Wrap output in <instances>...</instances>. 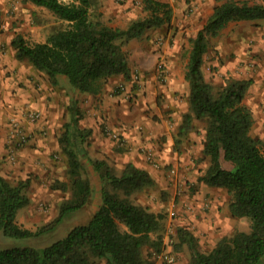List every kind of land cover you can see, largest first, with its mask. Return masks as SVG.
<instances>
[{"label":"trees","instance_id":"trees-1","mask_svg":"<svg viewBox=\"0 0 264 264\" xmlns=\"http://www.w3.org/2000/svg\"><path fill=\"white\" fill-rule=\"evenodd\" d=\"M50 10L64 26L49 33L43 41L29 42L21 34L12 38L15 57L27 60L56 84L65 77L79 92L97 93L112 75L130 76L123 41L141 37L149 28L170 21L167 2L141 0L146 14L125 26H114L101 18L99 0H24ZM264 18V0H225L216 4L211 16L194 37L184 78L188 83V109L182 113L174 138L179 145L193 128V121L204 120L201 149L206 167L197 181L222 187L228 193L232 216H248L250 232L241 230L221 236L208 250H201L198 239L187 227L177 225L169 236L172 250L189 252V264H259L264 257V153L262 142L250 134L252 115L242 103L251 80L227 77L220 87L205 79L202 65L208 35L217 34L229 20ZM77 106V105H76ZM73 108L74 105H73ZM77 108V107H76ZM64 123L59 142L67 159L66 180L55 188L69 192L60 202L57 214L32 229L16 220L19 208L29 203V180L10 182L0 174V234L30 238L54 229L70 212L89 202L92 181L86 176L80 154H86L89 130L78 126L80 111ZM121 151V149H119ZM233 163L224 168L220 155ZM101 185V202L89 220L73 225L63 236L43 246L13 245L0 248V264H153L150 251L164 248V213L154 211L132 198L155 183L145 168L132 162L118 170L104 158H90ZM166 193L162 190V197ZM148 250V251H147Z\"/></svg>","mask_w":264,"mask_h":264},{"label":"crops","instance_id":"crops-1","mask_svg":"<svg viewBox=\"0 0 264 264\" xmlns=\"http://www.w3.org/2000/svg\"><path fill=\"white\" fill-rule=\"evenodd\" d=\"M160 1L169 4L171 18L168 23L163 24L155 32L157 36L165 34L167 40H172L173 47L168 48L166 43L162 47L156 43L153 46L144 44L141 49L130 56L131 59L129 57L131 65L137 63L139 67L144 68L143 70L148 68V63L143 60V55L147 54H151L153 61L161 55L169 64L171 76L165 86L158 85L154 73L147 74L144 72L147 74L143 81L146 95L139 96L136 102L142 103L144 107H146L145 101L152 102V107L158 111L159 120L156 119L153 123L143 115L142 118L133 122V126L129 125L127 129H125L126 124L122 121L119 122L120 125L118 120L111 121L108 127L125 136L124 145H120L115 138L102 133L98 126L100 114L98 115L95 109L89 107L93 100L94 103L100 104L101 100L106 103L107 96L110 97L106 93L115 84L125 82V77L122 74L112 75L107 79V84L104 87L102 85L101 89L94 94L73 89L67 79L62 76L56 84L51 83L44 72L35 69L27 60L17 59L11 43L16 33L21 34L26 40H28V36L34 41H43L46 38L48 34L40 37L41 32L37 27L39 24L35 23L37 18L35 10L37 8L45 9V7L27 1L25 4H17L14 15H7L6 8L9 0H0V174L9 181L13 179L15 182L18 180H29L30 182V180L35 181L37 179L39 181L47 171L53 173L56 168L53 167L55 163L53 155L57 151L59 153L62 151L59 138L64 131V123L66 122L60 123L62 112L66 110L71 116L72 114L75 116L77 114L75 109L78 108V111H82L81 104L84 106V112L80 113L78 126L89 130L84 143L87 155L89 153L90 158L107 159L114 163L118 170H121L126 162H132L136 166L147 169L155 179V183L147 186L145 190L150 189L154 194L159 190L170 192L176 188L175 180L165 176L166 167L176 166L179 170V176L184 179L188 178V175L191 177V186L186 188L182 179L179 178V185H177L179 192L178 215L174 224L187 227L200 240L208 238L211 243H215L216 236L220 238L225 235V228L231 224L234 216L229 212L228 193L224 188L209 186L197 181V176L208 163L207 157L202 155V159L198 158L202 153L204 126H199L193 121L194 126L183 141L179 145L174 143L178 125L181 122L180 112H184L188 107V101H179L178 97L182 90L186 91L188 97L189 87L184 80V71L180 73L176 70L173 50L183 42L180 38L182 35H185L187 40L194 37L211 16L214 6L225 0ZM245 1L252 4L261 0ZM141 7L143 8L142 4L140 9ZM132 10L133 7L126 11L120 8L117 10V14L121 17L127 13L129 17L134 15L137 18L135 15L138 11ZM145 13L144 10L142 14ZM52 15L59 20L53 13ZM102 16L105 17L106 12L102 11ZM29 23H33V25ZM45 24L47 23L42 24V27L46 28ZM207 39V50L202 65L204 75L205 72L208 74L205 76L209 79L218 80L220 77L226 78L232 75L236 78L251 80L242 98V103L251 111L250 134L262 142L261 149L263 150L264 18L229 20L218 30L217 34L208 35ZM153 50H155V54H153ZM176 51L177 49L174 52ZM133 58L136 60L135 62H133ZM206 66L210 67L209 71L206 70ZM62 80L63 84L60 82ZM156 86L171 97L169 103L166 101L160 106L161 108L153 102L157 101V98L153 99V92L151 91L156 89ZM61 100L65 102V105ZM82 100L86 101L85 104L81 103ZM87 104L88 108H86ZM32 108L38 109L41 112V117L34 124L29 125V140L23 146L16 148L13 151L14 158L10 159L8 155L11 151L9 121L13 116H18L22 111ZM107 109H110L109 112L113 110L109 107ZM91 112L94 113L93 116ZM103 117L104 115L101 116V118ZM170 123L169 127L168 124ZM59 126H62V129H59ZM139 126L144 129H138ZM147 148L153 150L156 159L161 163L160 167H155L147 160L145 156ZM198 160L205 166L204 168L197 162ZM220 162L224 168L233 167V163L226 160L223 153L220 155ZM193 166L197 167L193 170L195 173L190 175L187 171ZM92 185L93 190L89 202L79 209L85 211L80 216L86 217L83 218L84 222L89 220L101 202V185L98 179H94ZM150 209L157 211L151 207ZM170 264H175V262Z\"/></svg>","mask_w":264,"mask_h":264},{"label":"rangeland","instance_id":"rangeland-1","mask_svg":"<svg viewBox=\"0 0 264 264\" xmlns=\"http://www.w3.org/2000/svg\"><path fill=\"white\" fill-rule=\"evenodd\" d=\"M25 3L27 2L24 0H9L8 6L6 8V14L14 15L16 12L17 4H25ZM98 3H99L98 10L101 11V18L108 24L114 25V26H117V25L124 26L131 19L135 18L134 15H131V17H129L127 13H124L123 16L120 17L119 14H117L118 13L117 10H119L120 8L123 10L125 9L126 11L133 7L132 11H138L137 14L135 13L136 14L135 16L137 18L142 17L146 14V13L142 14L144 12V9L142 7L140 9L141 0H99ZM102 11L106 12L105 17L102 16ZM35 13H36L35 16L37 17L35 23L39 24L37 25V27L39 28L41 32L40 37L43 35L52 33L56 31L58 28H61V26H64L63 20H60V21L57 20L52 15L50 10H47L46 8L45 9L37 8V10H35ZM44 23H47L45 24L47 26L46 28L42 27V24ZM29 24L33 25V23H29ZM0 26H1V23H0ZM158 28L159 27L149 28L141 37L130 38L126 41H123L122 44H123V48L127 51L128 61H129V57L133 55L134 52H136L138 49H141L142 48L141 46L144 44H147L148 46H153L156 43L157 45H159V47H162V45L166 43L168 48L173 47L172 40L171 39L167 40V36L165 34L164 35L160 34L158 36L156 35L155 31H157ZM30 37H33V36L30 35ZM180 38L181 40H183V42H181V44L175 48V50L177 49L176 52H174L175 50H173V58H174V63H175L177 72L183 73L184 71V74H185V68H186V63L188 59V52L190 49V42H189V39L187 40V38H185V35H182V37ZM28 41L33 42L34 40L29 38L28 36ZM129 44H130V47L128 48ZM154 52L155 50H153V54H155ZM143 60L148 63V66H147L148 68H146L145 70H143L144 68L142 69V67H139L137 63H133V65H131L130 64L131 61L129 62L130 76L128 78H124L125 82L115 84V86H113V88H111L110 91L106 93L110 96V97L107 96L106 103H103V100L100 101V104L94 103V100H93V103H91L90 107L88 106V104L86 105V108L88 107L93 108L95 109L98 115L100 114V117H99L100 121L98 122V126L102 130V133H105L103 130L104 126H108V124H111V121L113 120H118V124L119 122L122 121V123L126 124L125 129H127L129 125L133 126L134 125L133 122H136V120L142 118L143 115L148 121H153V123H154V120L158 119L159 117L158 111L156 108L152 107V102L145 101L146 107H144L142 103L138 104L136 102L139 96H141L142 94L146 95V91L144 90L145 83H143L145 79L144 76H146L148 73L151 74L152 72L155 74V78H156V81L158 82V85L165 86L168 84L169 77L171 76V70L169 68V64L167 60L162 58L161 55L157 56L154 61H153L151 54L143 55ZM135 61L136 60L133 58V62ZM206 70L209 71L210 67L208 68V66H206ZM144 72H146L147 74ZM205 75H208V74H206L205 72ZM205 75H204V77H206L205 79L211 82L216 87H220L227 78V77L226 78L220 77L218 78V80H213L211 78L209 79ZM229 77H233V76L231 75ZM60 82L61 84H63V80ZM107 82H108L107 79L103 81L102 83L103 87L105 86V84H107ZM157 87L158 86H156V89H153V91L151 92H153V95H152L153 99L157 98V101H153V102L156 103L160 107L163 104H165L166 101L169 103V99L171 97L167 96L161 90V88H157ZM188 92H189V88H188ZM116 97L118 98L116 99ZM178 98H179V101L181 100L182 102H185V100L188 101L186 91L182 90ZM61 102L65 105L64 101L61 100ZM84 102L86 101L82 100L81 103H84ZM80 107L82 109L81 112H84V108H83L84 106L80 104ZM107 107L112 108L113 110L109 112L110 109L108 110ZM187 109L188 107L186 108L185 111H187ZM104 112L106 114H103ZM182 113L183 111L180 112L181 116H182ZM93 114L94 113L91 112L92 116ZM103 115L104 117L101 118V116ZM70 116H71L70 113L64 110L60 117V123L63 124L65 121L70 120ZM195 122L199 126L205 125L204 120H201V121L195 120ZM170 125L171 123L168 124L169 127ZM59 129H62V126H59ZM138 129L142 130L144 128L142 126L141 127L139 126ZM105 135L107 134L105 133ZM203 138H204V135H203ZM262 151L264 153V149ZM54 154L55 155H53V157H54L55 163L53 167H56V168L54 169L53 173L50 171H47L41 177V179H39V181L38 179L35 181L30 180L29 185L26 187V192L29 196V203L19 208L16 213V220L21 225L34 229L39 225H43V224L50 222L54 218V216L57 214L60 202L63 200V198L69 196L68 191L54 187V185H57L59 181L66 180V177H67V173H66L67 159H66L65 154L62 151L61 153L57 151ZM88 155L87 153L80 154L81 160L83 162V168H84L85 174L87 177L91 179L92 182L94 179H98L99 181V178L97 174L95 173V170L93 168L92 163L90 162L88 158ZM202 155L203 154L201 153V155H199L198 158L202 159L204 156ZM197 162L200 163V160H198ZM200 165L202 164L200 163ZM171 167H174V170H175L174 173L171 172L170 166H169V167H166L165 169L166 170L165 176H167L168 178H172V180H175L176 178L177 179L180 178L182 179L186 188H190L191 177L188 175V178L184 179L183 177L179 176V173H178L179 170L176 166H171ZM196 167L197 166H193V168H189L187 172L190 175L194 174L195 172L193 170L196 169ZM204 167L205 166H203V168ZM10 181L15 182V180L13 179H10ZM177 185L178 183H176V188L171 190L170 192L163 190L166 193L165 197H162V192H161L162 190H159V192L154 194L153 191L150 189H146L145 191L143 190L144 192L141 191V192H138L132 195V198L134 197V200L136 202L145 204L148 207L154 208L155 210L162 211L164 213V219H163L164 240L171 238L169 236V233L171 232V230L172 229L174 230L177 225H180V224H174V220H176L175 218L178 215L177 203H178L179 194L177 193L178 192ZM171 211L172 212L174 211L175 215L172 214ZM82 213H85L83 209L78 210L76 212L68 213L54 229L48 232H45L41 235L35 236V237H30V238L11 237L9 238V237H5L0 234V248L6 247V246H13V245L43 246L45 244H48L51 241L63 236L74 224H77V222L83 223L84 222L83 218H86V217L85 216L80 217ZM250 223H251V220L248 216H241V217L234 216L233 220L231 221V224L225 228L224 234L231 235L237 230L250 232L251 230ZM169 228H172V229H169ZM172 239H173L172 241H174V238ZM197 239H198V246L201 250H208L214 244V243H211L208 238L200 240V238L197 237ZM215 239H216L215 241H217L219 237L216 236ZM150 252H151L150 260L153 262V264H156V262H158V264H170V263L160 261V259L158 258H154V251L151 250ZM173 252L175 255V259L173 262H175V264H189V252L185 246L183 247L182 250H178V251L174 250ZM259 264H264V257L262 258Z\"/></svg>","mask_w":264,"mask_h":264},{"label":"built area","instance_id":"built-area-1","mask_svg":"<svg viewBox=\"0 0 264 264\" xmlns=\"http://www.w3.org/2000/svg\"><path fill=\"white\" fill-rule=\"evenodd\" d=\"M41 117V112L38 109H26L21 112L18 116H13L9 121V133L11 138V151L8 153L10 159L14 158L13 151L23 146L30 136V131L28 129L30 124H34ZM104 132L112 138H115L120 145H124L125 136L121 133L111 130L108 126H104ZM145 156L149 162H151L155 167H160L161 163L156 159L153 150L147 148L145 150ZM172 173H174V167H170ZM179 179H175L178 183ZM179 185V184H178ZM179 193V192H177ZM172 212V211H171ZM174 214V211L172 212ZM175 215V214H174ZM171 229V228H169ZM172 238L164 240V248L160 252H154V258L160 259V261L166 263H172L175 259L174 252L172 250Z\"/></svg>","mask_w":264,"mask_h":264}]
</instances>
